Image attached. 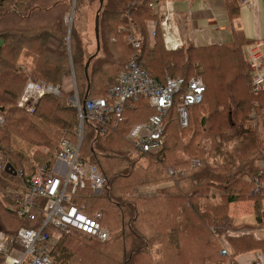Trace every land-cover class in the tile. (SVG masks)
<instances>
[{"label":"trees","instance_id":"16d2710c","mask_svg":"<svg viewBox=\"0 0 264 264\" xmlns=\"http://www.w3.org/2000/svg\"><path fill=\"white\" fill-rule=\"evenodd\" d=\"M42 1L45 0H0L2 16L14 12L27 20V17L34 15L35 12L41 11L42 14L50 12L49 17L35 14L34 16H39L40 21H36L34 25H27L26 22L8 25L4 22L0 26V116L3 117L0 125V192L6 193V195L0 193V203L4 202V199L9 201L8 210H5L7 214L0 216V225H2L0 231L7 234H15L21 227L41 228L45 220V214L41 209L44 201L38 200L39 207L34 209L36 218L31 220L26 216H18L16 198L27 193L25 179L34 173L35 162L37 165H52L63 139L66 138L73 144L78 141V137L74 134L76 135L75 128L80 121L79 112L72 100L69 101L70 94L62 88L59 93H46L40 98L34 110L28 111L18 105L27 83L44 82L61 87L64 79L74 72L78 96L83 102L86 95L87 98L106 96L108 89L115 84L118 74L126 64H123L125 56L123 53V59L106 61L99 65V72L103 77H96L94 74L87 77L85 73L87 62L84 72L81 70L84 58L78 47L80 41L77 32L73 24L68 32L64 18L58 15V7L67 0H52V6L45 9L37 7L38 9L33 10L32 5H43ZM85 1L73 0L70 4L71 9L78 13ZM160 1L165 0H107L106 2L103 0L101 7L99 0L100 30L109 14L112 15V21H119L120 16L124 14L125 17L120 24L125 22L128 15L134 18L146 16L149 21L158 22L159 12L152 5ZM240 6L237 0H228L227 7L231 22L239 17ZM25 11L27 15L24 14ZM102 12L104 19L101 23ZM51 13L56 16L48 22L53 18ZM144 28L145 26L143 31ZM100 30L101 43V39L104 41V33L101 34ZM118 32L116 30L117 34ZM231 32L232 41L228 44L197 47L187 44L168 49L164 42L163 30L158 24L155 40L157 39L159 45L166 51L160 49L154 53H159L160 57L150 53L148 59L145 57L144 42H140V47L132 51L130 57L136 56L137 61L161 83L165 82L167 76L161 78L162 69L168 71L169 76L173 78L202 77L206 85L203 101L190 108L187 127L181 126L176 106L169 111L160 154L142 152L126 139L133 125L148 120L155 112L146 98H140L132 106L127 105L125 120L116 126L114 124L106 126L103 134L99 133L92 122L85 121L79 155L89 163L95 164L107 179L105 188L94 201L106 206L107 213L102 210V225L110 236L107 241L102 242L80 232L64 233L55 230L52 226H46L45 231L55 238V243L50 249L53 264H72L76 257L81 264L89 263L87 256L82 257L81 253H86L82 248L86 245L92 250L96 246L106 247V244L114 240L112 232L127 256L125 259H118L117 263L132 264L133 256L130 255L134 252L132 246L146 249L144 246L147 245V241L151 239L152 242V238L160 237L161 228H171L166 236L169 235L176 241V250L179 247L182 253H189L186 255L188 264H196L208 258L204 253L208 252L213 244L207 237L204 242L205 249L201 250L197 242L190 243V248L184 249L182 241L184 232L187 233L190 229L191 232L203 234L202 229L196 226L199 224L198 221L206 225L212 223L213 229H217L216 232H213V229L210 231L219 244L217 255L226 258L229 264H238L236 257L241 253L264 250V242L245 236L232 239L233 249L230 256L220 253L221 235L229 225L236 226L229 213L232 203L237 200H252L256 222L264 215V168L259 167L260 161L263 160L260 145L264 138V88L257 95L251 91V68L247 51L252 42L246 39L241 29L233 27ZM68 33L70 39L67 46ZM60 35L63 37H59ZM50 43L56 44V51L50 48ZM112 46L116 45L112 44ZM23 49L28 53L27 59L30 58L31 63L23 65L24 67L18 65L16 67ZM143 59L147 65L144 64ZM19 63L22 64L23 60ZM113 68L118 69L114 82L104 94L93 96L100 84L103 88L110 83L113 78L111 75ZM178 99L179 95L176 96L175 102ZM145 113H148L146 118L131 125L128 123L132 115L135 119H141ZM253 122H256L257 126L253 127ZM188 130L189 138L195 140V143L196 139H199L211 141V144L206 154L201 152L202 143L199 146L197 143L200 155L191 159L192 174L186 181V175H189L186 169L172 166L167 169L170 166L167 147L169 139L175 138L174 134ZM105 140L111 142L114 150L123 148L125 157H115L114 153L113 157L103 156L98 159L95 155L98 149L95 148L97 145L100 147L99 143ZM190 145L192 143L188 141L186 147ZM39 146L48 147L49 153L39 151L37 149ZM31 149L36 150L32 158L29 157ZM101 149L104 150L103 147ZM130 154L138 155V159L127 157ZM96 158L98 161L95 160ZM195 159L200 161L199 166L192 165ZM140 161H145L146 166ZM161 168L167 170L170 179L160 181ZM170 170H174V173L171 174ZM176 181L181 182L177 184ZM160 183L161 185H157ZM146 185L162 186L161 192L156 196H143L139 190ZM86 196L77 195L74 198L75 202ZM210 214L214 216L211 217ZM112 228L115 231H111ZM144 228L145 231H142ZM153 231V235H150L149 233ZM205 232L204 235L208 236L207 230ZM198 240L197 237L196 241ZM237 245L239 251L234 249ZM3 259L4 256L0 253V264ZM158 264H161L160 260Z\"/></svg>","mask_w":264,"mask_h":264},{"label":"built area","instance_id":"2783aa9c","mask_svg":"<svg viewBox=\"0 0 264 264\" xmlns=\"http://www.w3.org/2000/svg\"><path fill=\"white\" fill-rule=\"evenodd\" d=\"M241 5L253 6V0H237ZM163 2V3H161ZM158 12L164 11L161 27L177 33L173 20L175 12L169 0L152 5ZM157 22H149V36L156 35ZM135 49L140 41L132 39ZM183 40L176 36L175 48L182 47ZM264 42L256 41L248 48V63L251 68V91L257 95L264 88ZM63 86L58 87L44 82H29L18 103L22 108L33 111L40 98L46 93H59ZM206 85L202 77L192 76L173 78L166 76L161 83L150 74L138 61L136 56L130 58L124 69L118 74L116 82L108 89L106 96L86 99L83 103L78 93L73 105L79 112L78 141L70 143L66 138L61 141L55 153L52 165L35 164L34 173L25 179L27 193L17 197L16 211L20 217L36 218L34 209L39 207L38 200H43L42 210L45 220L40 229L21 227L15 234L0 231V253L4 256L2 264H53L50 249L55 243L52 234L45 231L46 226L64 233L80 232L102 242L109 239L108 230L102 225L103 212L92 210L85 201H77V195H98L107 184V179L95 165L82 159L79 155L84 135L85 121L92 122L100 134L110 124L116 126L125 120L127 105H134L140 98L150 101L155 112L146 121L131 127L126 139L138 150L151 154H160L163 149L166 117L176 106L178 120L182 127L189 124L190 108L203 101ZM179 99L175 102L176 96ZM193 166H199L195 159ZM173 174L174 170H170ZM217 229H213L216 232ZM252 237L264 242V215L260 221L250 225H229L221 235V255L230 256L232 239ZM238 264H264V250H254L239 254Z\"/></svg>","mask_w":264,"mask_h":264},{"label":"rangeland","instance_id":"374dc122","mask_svg":"<svg viewBox=\"0 0 264 264\" xmlns=\"http://www.w3.org/2000/svg\"><path fill=\"white\" fill-rule=\"evenodd\" d=\"M54 1V0H53ZM52 0H45L42 1L44 4L43 5H38L36 6V4H33L32 8L33 10H36L38 8H42L45 9L48 6H52ZM73 0H67L65 1L64 4H61L58 7V12H59V16L64 18V22L66 24V26L68 27V32H69V27H70V20L72 18V23L73 27L75 28L76 32H77V36L79 38L80 44L78 45L79 49H81L82 54H83V69H81L84 72V66L85 63L88 62V60L92 57H96L90 61L89 64V68H88V75H92L94 74L96 77H103V75L100 74V70H99V65L106 62V61H113V60H117V59H123V53L125 54L124 56V60H123V64L126 63L132 56V51L135 49L133 44H132V39H137L139 40L141 43H145V57H148L149 59V55L150 53H155L157 51H159L161 49V51L163 50L164 52L166 51L164 47H162L161 45H159L158 40H155V36H153V38H150L149 36V20L146 16H141L139 18H134V16L132 17L131 15H128L125 22L123 24H120L121 20L125 17L124 14L120 16L119 21H112V15L109 14V16L107 18H105L104 24L101 27L100 30V26H99V30L104 33V41L101 39V45H100V49L97 51V43H96V35H95V18H96V13L99 11V0H86L84 3H82V5L79 8V12L75 13L73 11V9H71L70 4L72 3ZM75 1V0H74ZM107 0H104V2H106ZM55 3V2H54ZM13 7V6H12ZM38 7V8H37ZM18 12V11H16ZM104 12H105V5H104ZM25 15H27V11L24 12ZM41 15V16H50V12L48 13H44L42 14L41 11L35 12L34 15ZM32 14V16L27 17L26 18H22L21 15L15 14L14 12H8L5 15H1L0 14V26L1 23H7L8 25H19L22 24V22H26L27 25L29 24H35L36 21H40L39 16H34ZM56 14L53 15V13H51V17L48 20V22H51L54 18H55ZM109 18V19H108ZM147 18V20H146ZM21 19H23V21H21ZM104 19V13L102 12L101 14V23ZM99 20H100V15H99ZM47 21V20H46ZM109 21V22H108ZM112 21V22H110ZM152 21V20H151ZM15 23V24H14ZM111 23V24H110ZM143 24V26H142ZM144 31H143V27ZM116 30L118 32V30L120 32H118L119 34L116 33ZM59 37H63V35H60ZM149 37V38H148ZM60 38V39H61ZM69 39H70V34H67V46L69 45ZM112 44H115L116 46L113 47ZM221 44H227V43H221ZM184 45H187L184 43ZM189 46L194 45V46H198L195 44H188ZM50 48L54 49L55 51L57 50V46L55 43H50L49 44ZM209 46V44L207 45ZM69 48V47H68ZM25 49L21 50V56H20V60H23V63H16V67L17 65L19 67H24L23 65H29L31 63V59L27 57L28 53L24 51ZM166 54L168 55V52H166ZM95 55V56H94ZM159 56V53L154 54L153 56ZM144 57V58H145ZM158 57V58H159ZM157 58V57H156ZM144 64L147 65V63L144 61ZM122 64V65H123ZM148 67V66H147ZM149 68V67H148ZM149 70L151 71V69L149 68ZM73 71V70H72ZM116 73H118V69L116 70L115 68L112 69V73L111 75H113L111 81L109 84L104 85L105 87L101 88V84L99 85V87L96 89V91H94V95H102L106 92L107 88L114 82V77L116 75ZM166 75H170L168 71H164V69H162L161 71V78L165 77ZM66 80V82H65ZM68 82V83H67ZM29 83V82H28ZM27 83V85H28ZM65 84V85H64ZM26 85V86H27ZM62 85L64 86V91L67 92L68 94H70V98L69 101L72 100V102L74 101V98L76 96V93H78V87H77V81H76V77L74 72H71L63 81ZM20 101V100H19ZM19 103V102H18ZM148 113H145L141 119H135L133 117V115L131 116L130 120L128 121V123L131 125L133 122L142 120L144 118H146L148 115ZM3 122V117L0 116V125ZM254 124L253 127L257 126L256 122H253ZM256 123V124H255ZM78 126L79 123H77L76 128H75V133L74 136L78 137ZM127 127L125 126L124 129H126ZM129 128V127H128ZM127 133V132H126ZM70 136V135H69ZM76 137V138H77ZM175 138L169 139L168 142V147H167V154L169 155V160H170V166L167 167V169L171 166L172 167H177V168H182V169H186L187 172L189 173V175H186V181L189 179L190 175L192 174L191 170H190V161L193 157H197L200 154L198 153L199 148H197V143L198 146L202 143L201 145V152H209V145L211 144V141L208 140H199L196 139V143L195 140L190 139V133L189 130L186 132H178L176 134H174ZM72 138V137H71ZM79 139V137H78ZM191 141L192 145L186 147L187 142ZM101 146L99 147L98 145L96 146L97 148H95L97 151H95V155L96 157L98 156L99 158L104 157H113L112 155H114L115 153V157H125V155L123 154V148L120 149H112V145L111 142H109L108 140L103 141L102 143H99ZM101 147L104 148V150L101 149ZM37 149H39V151H42V153H49V148L46 146H39ZM260 149L263 155V160L260 161L259 163V167L262 169L264 168V138L262 139L261 145H260ZM56 150H54L55 152ZM103 151V152H102ZM30 152V151H29ZM36 154V150L35 149H31V152L29 154V157L32 158V155ZM127 156V155H126ZM127 157H131V159L134 157L135 159H138V155L136 154H130ZM96 161L97 158L95 159ZM33 161V160H31ZM142 162V164L144 166H146V162L145 161H140ZM36 164V162L33 164V166ZM152 165V164H151ZM174 165V166H173ZM177 165V166H176ZM129 170V169H127ZM160 173V181H166L167 179H170L168 174H167V170L165 169H160L159 171ZM123 174V173H122ZM120 174V176L122 175ZM117 176V175H114ZM156 180V179H154ZM175 180V179H174ZM177 184L179 181H176ZM181 182V181H180ZM179 182V183H180ZM157 185H161L157 184ZM157 185H146V187L140 188V193L143 196H156L159 192H161V188L162 186H157ZM257 191V187L255 189V192ZM9 191H7L8 193ZM2 195H6L5 191L0 192ZM4 193V194H3ZM99 195V194H98ZM98 195H88L84 198H81V201H85L86 204H88L90 206V208L92 210H105V213H107L106 211V206H103V204H98L97 202H95V198L96 196L98 197ZM8 198V197H7ZM201 202V201H200ZM98 204V205H97ZM8 205H9V201H6V199H4V202L0 203V216L6 215L8 210ZM133 205V204H131ZM253 201L252 200H237L236 202L232 203L231 206L229 207V213L231 214V216L233 217V222L235 220V223H252L255 222V217H254V211H253ZM263 208H264V201H263ZM111 211H113V208H111ZM103 212V211H102ZM211 215V214H210ZM106 216V220L107 219V214ZM214 215H211V217ZM1 218V217H0ZM198 221V220H197ZM199 224H196V226H198L200 229H202V233L201 232H196V231H192L189 229V231L186 233H183V246L184 249H187L188 247L190 248V243L192 242H197L198 243V247L201 248V250L205 249L204 247V242H206L207 237L209 238V240L213 243L211 244V248L209 249L208 252H205L204 254L208 257L207 259H204V261H200L197 262L196 264H229V262H227L226 258H221L218 257V250H219V244L217 242V240L212 236L211 232L212 229L214 228L213 224H209L206 225L201 221H198ZM238 224V225H240ZM110 226V225H108ZM2 227V225H0V228ZM109 228V227H108ZM146 228L142 229V231H145ZM171 228H161L160 232V237L158 238H152V242L151 239L149 241H147V245H145V248L142 247H137V246H132V250L134 252H131L130 255L133 256V261L132 264H158V261L160 260L161 264H188L189 261L186 259V255L189 254H184L182 253L183 251H181L178 247V249L176 250V241L171 238V236H166L168 233V230ZM207 230V234L208 236L204 235L206 234ZM111 231H115V229L113 230V228L111 229ZM140 233V232H139ZM154 231L151 233H149L150 235H153ZM185 233L187 236H185ZM113 234V242H109V244H106V247H98L96 246V248H92L88 245H86L85 247L82 248L83 252H86L85 254H82V257H86L87 259L90 260L89 263H85V264H120L117 263L118 259H125L127 256L125 255V251L124 249L121 247V243L117 240V237L114 236V232H112ZM166 236V237H165ZM181 236V233H180ZM199 238L198 241H196V238ZM88 238V237H87ZM160 238V239H159ZM182 243V242H180ZM197 243L195 244V247L197 246ZM233 248V245H232ZM234 249L236 251H239L238 249V245L237 247L234 246ZM82 251H78V252H82ZM190 251V250H189ZM129 255V257H130ZM85 262V260H84ZM72 264H81V261L79 260L78 257L75 258V261ZM83 264V263H82Z\"/></svg>","mask_w":264,"mask_h":264},{"label":"crops","instance_id":"0c3cea01","mask_svg":"<svg viewBox=\"0 0 264 264\" xmlns=\"http://www.w3.org/2000/svg\"><path fill=\"white\" fill-rule=\"evenodd\" d=\"M169 2L175 12L173 24L177 33L168 32L161 27L160 21L164 11H159V20L156 21L163 30L164 42L168 49H175L176 36L185 44L198 46L228 44L232 41L233 27L241 29L249 42H264V0H253V6L241 5L239 17L233 22L229 16L228 0H169ZM153 8L158 10L157 7ZM238 224L240 223H235L236 226L248 223Z\"/></svg>","mask_w":264,"mask_h":264},{"label":"water","instance_id":"95a60500","mask_svg":"<svg viewBox=\"0 0 264 264\" xmlns=\"http://www.w3.org/2000/svg\"><path fill=\"white\" fill-rule=\"evenodd\" d=\"M101 1V7L103 5V0H100ZM71 23H72V18L70 20V28H71ZM95 35H96V40H97V51L100 49V35H99V12L97 13L96 15V18H95ZM92 57L88 60V62L86 63V66H85V73H86V76H88V68H89V64H90V61H91ZM88 91H89V88H88ZM87 91V93H88ZM87 99V95L85 96V98L83 99V103H85V100ZM82 143V141H81Z\"/></svg>","mask_w":264,"mask_h":264},{"label":"bare ground","instance_id":"6f19581e","mask_svg":"<svg viewBox=\"0 0 264 264\" xmlns=\"http://www.w3.org/2000/svg\"><path fill=\"white\" fill-rule=\"evenodd\" d=\"M63 86V85H62ZM87 99H91V98H87ZM105 188V187H104Z\"/></svg>","mask_w":264,"mask_h":264}]
</instances>
